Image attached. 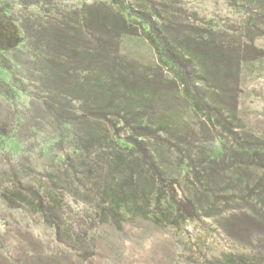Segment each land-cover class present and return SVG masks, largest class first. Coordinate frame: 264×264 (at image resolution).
Returning <instances> with one entry per match:
<instances>
[{
    "label": "trees",
    "instance_id": "1",
    "mask_svg": "<svg viewBox=\"0 0 264 264\" xmlns=\"http://www.w3.org/2000/svg\"><path fill=\"white\" fill-rule=\"evenodd\" d=\"M225 1L240 21L203 19L183 0H0L7 206L37 214L82 259L99 225L121 230L128 219L178 228L218 217L236 242L264 236V136L239 117L241 66L264 58V0ZM128 40L148 44L156 62L125 53ZM177 90L194 126L157 108ZM9 138L18 156L4 149ZM160 150L175 154L182 181L161 169ZM262 249L207 263L264 264Z\"/></svg>",
    "mask_w": 264,
    "mask_h": 264
},
{
    "label": "rangeland",
    "instance_id": "2",
    "mask_svg": "<svg viewBox=\"0 0 264 264\" xmlns=\"http://www.w3.org/2000/svg\"><path fill=\"white\" fill-rule=\"evenodd\" d=\"M183 3L203 19L241 20L225 0H183ZM256 45L264 49V37L258 38ZM122 49L142 65L156 62L153 50L142 40H128ZM0 76L7 79L8 74L0 68ZM240 80V120L247 130L264 136V58L243 63ZM160 97L157 108L162 113L178 111V121L186 120L194 126L196 119L185 110L184 98L178 90ZM28 103L26 95L17 96L15 104L19 109H25ZM3 142L6 151L14 156L21 154L20 143L12 138ZM157 161L168 177L182 181L183 172L176 165L175 154L160 150ZM166 205L164 201L161 208L165 209ZM75 209L77 213L81 212ZM154 214L160 219L161 211L155 210ZM161 220L156 223L146 218L128 219L121 230L101 224L94 232V255L82 259L70 243L58 241L53 229L47 227L37 214L11 209L0 197V264H208L207 261L220 259L224 254L249 256L263 250L264 236L254 237L250 244L236 242L220 229L218 217L186 221L178 228Z\"/></svg>",
    "mask_w": 264,
    "mask_h": 264
}]
</instances>
